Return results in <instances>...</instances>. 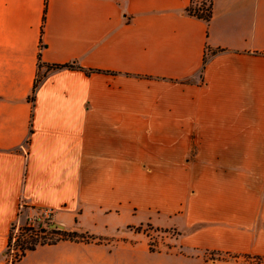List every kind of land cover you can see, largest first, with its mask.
Listing matches in <instances>:
<instances>
[{"label": "crops", "instance_id": "0c3cea01", "mask_svg": "<svg viewBox=\"0 0 264 264\" xmlns=\"http://www.w3.org/2000/svg\"><path fill=\"white\" fill-rule=\"evenodd\" d=\"M192 2L0 0V264L26 210L101 237L83 218L160 215L194 264H264V0H213L209 22ZM124 246L19 264H121Z\"/></svg>", "mask_w": 264, "mask_h": 264}, {"label": "rangeland", "instance_id": "374dc122", "mask_svg": "<svg viewBox=\"0 0 264 264\" xmlns=\"http://www.w3.org/2000/svg\"><path fill=\"white\" fill-rule=\"evenodd\" d=\"M38 215V213L26 210L22 212L20 218L13 225L11 241L16 252L12 253L9 250L6 252L5 260L7 263L15 259L19 249L18 244L30 241L33 238H39L38 242L40 243H48L57 238V235L50 232V226L54 224L52 220L49 219L45 222L43 221V223L39 222L37 220ZM31 218L34 221H31ZM104 223H107L108 229L111 233L113 232V235L109 237L94 235L96 238L103 239L101 241L102 244L114 246L119 243H125L129 246V248L127 246L118 248V251L124 255V260H122L121 264H194L181 255L183 252L178 243L177 231L169 230L164 232L156 230L157 228L164 230L167 225L171 224V220L167 217L160 215L151 216L142 211L125 210L120 215H111L106 219L98 216H87L83 218L81 227L95 233L101 230L100 227ZM149 224L152 227H149ZM35 235H38V237H34ZM150 244L153 245L154 252L150 250ZM130 245L136 246V249L133 247L131 250ZM122 255L120 256L121 258L123 257Z\"/></svg>", "mask_w": 264, "mask_h": 264}, {"label": "trees", "instance_id": "16d2710c", "mask_svg": "<svg viewBox=\"0 0 264 264\" xmlns=\"http://www.w3.org/2000/svg\"><path fill=\"white\" fill-rule=\"evenodd\" d=\"M199 9L204 10V12H206V14H201L200 10H194L192 8V6L190 7L189 11L191 14L197 16L198 18L204 19L207 22H209L212 18V15H213V0H210V4L208 5V7H207V4L203 3L201 8H199ZM39 60H41V55H39ZM207 61H208V57L206 56L204 58V65L207 63ZM57 68H59V69H61V68L78 69V67L75 65H63V66H57ZM41 81H42V77H40L38 79L36 86L34 87V91H33V95H32V102L35 99L37 87ZM149 227H152V226L149 224ZM139 230H140V228H139ZM156 230L157 231L161 230L164 232L169 231L168 229L163 230L160 228L159 229L157 228ZM50 232L57 235V238H55L54 240H52L48 243H44V242L40 243V242H38L39 238L34 239L32 237L33 238L32 240L24 241L21 244H18L19 249H18V253L15 255L14 264H19V262L26 255L27 252L35 250L38 246L55 245V244H58L60 242H65V241L74 242V243H84V244H90L93 242H95L96 244H102L101 241H103L102 238H96L94 235H91L89 233L72 232V231H68L64 228L61 230L60 229H51ZM34 237H38V235H35ZM11 238L12 237L10 235L8 249L11 246V242H12ZM8 249H7V251H8ZM153 249H154L153 245L150 244V250L152 252H154ZM236 258H237L236 256H223L221 254H212L211 260L227 261L229 259H236ZM255 261L262 262L264 260L258 258V259H255Z\"/></svg>", "mask_w": 264, "mask_h": 264}, {"label": "built area", "instance_id": "2783aa9c", "mask_svg": "<svg viewBox=\"0 0 264 264\" xmlns=\"http://www.w3.org/2000/svg\"><path fill=\"white\" fill-rule=\"evenodd\" d=\"M203 3L207 4V7H208V5L210 4V0H193L191 6H192V8L194 10H200V13L201 14H206V12H204V10L199 9L203 5ZM51 214H52V211L51 210H43L37 216V220L39 222H42L43 223V221L45 222L46 220H49L51 218ZM30 220L31 221H34L33 218H31ZM8 250L11 251L12 253L16 252V250L13 249L12 242H11V246H10V248ZM7 264H14V260L11 261V262H9V263H7Z\"/></svg>", "mask_w": 264, "mask_h": 264}, {"label": "water", "instance_id": "95a60500", "mask_svg": "<svg viewBox=\"0 0 264 264\" xmlns=\"http://www.w3.org/2000/svg\"><path fill=\"white\" fill-rule=\"evenodd\" d=\"M50 228L51 229H63V226L62 225H60V224H56V223H54V224H52L51 226H50Z\"/></svg>", "mask_w": 264, "mask_h": 264}]
</instances>
